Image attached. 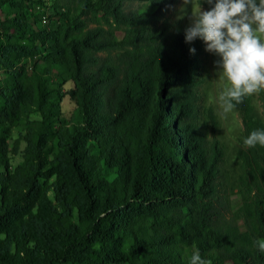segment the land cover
I'll return each mask as SVG.
<instances>
[{
	"label": "trees",
	"instance_id": "1",
	"mask_svg": "<svg viewBox=\"0 0 264 264\" xmlns=\"http://www.w3.org/2000/svg\"><path fill=\"white\" fill-rule=\"evenodd\" d=\"M178 2L0 0V264H264V146L243 143L264 92L235 108L230 177L193 122L206 45Z\"/></svg>",
	"mask_w": 264,
	"mask_h": 264
},
{
	"label": "clouds",
	"instance_id": "2",
	"mask_svg": "<svg viewBox=\"0 0 264 264\" xmlns=\"http://www.w3.org/2000/svg\"><path fill=\"white\" fill-rule=\"evenodd\" d=\"M209 5L213 0H206ZM191 24L185 29V42L200 38L207 45L206 51L220 59L215 62L223 89L218 96L222 114L233 112L246 97L264 92V0H215L211 10L202 11L201 4L192 10ZM194 54L195 49L189 48ZM244 145L254 148L264 146V130H252ZM264 253V241H258ZM191 264H211L199 252L191 256Z\"/></svg>",
	"mask_w": 264,
	"mask_h": 264
},
{
	"label": "rangeland",
	"instance_id": "3",
	"mask_svg": "<svg viewBox=\"0 0 264 264\" xmlns=\"http://www.w3.org/2000/svg\"><path fill=\"white\" fill-rule=\"evenodd\" d=\"M198 1L192 0V10L195 9L197 4H200ZM258 2L259 0H257ZM214 4L215 0H213V4L210 6L213 7ZM126 9L146 11L148 10V4L133 1L126 3ZM201 10L206 11L204 5H201ZM166 17L173 24H182L188 27L191 24L190 5L186 7L183 4V0H179L172 10L166 14ZM219 59L214 53L207 52L206 50L202 56V67L199 72L200 82L196 88L198 95L196 106L198 107V111L193 122L196 125V131L203 135L206 146L211 145L213 141L218 142L224 152L222 167L230 177H233L239 172L238 165L236 164L237 151L244 148L242 143L243 124L241 116L236 109L227 115H223L222 109L219 107L218 96L223 89V84L219 79V73L215 65V62ZM251 100L255 110L260 113V93L251 96ZM73 108L74 104L72 101L66 98L63 105L64 116L70 115ZM207 108H211L215 113V124L210 122L207 117ZM19 160V156L13 157L12 163L16 164ZM223 196L226 208H229L230 205V210H233L239 206L240 201L235 194H223ZM228 215L226 214V216Z\"/></svg>",
	"mask_w": 264,
	"mask_h": 264
}]
</instances>
